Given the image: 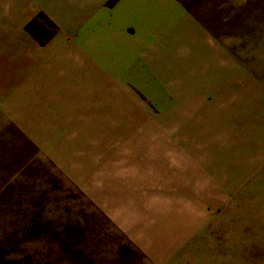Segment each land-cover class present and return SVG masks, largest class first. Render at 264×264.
Here are the masks:
<instances>
[{"label":"rangeland","instance_id":"rangeland-1","mask_svg":"<svg viewBox=\"0 0 264 264\" xmlns=\"http://www.w3.org/2000/svg\"><path fill=\"white\" fill-rule=\"evenodd\" d=\"M178 1L157 34L22 18L44 61L0 63V264H264V0Z\"/></svg>","mask_w":264,"mask_h":264},{"label":"crops","instance_id":"crops-1","mask_svg":"<svg viewBox=\"0 0 264 264\" xmlns=\"http://www.w3.org/2000/svg\"><path fill=\"white\" fill-rule=\"evenodd\" d=\"M7 1L9 8L0 12V63L9 62L11 63L9 65L20 68L14 75V79L20 82L29 77L31 79L30 74L33 71L31 73L30 71L34 69V65L44 61L43 57H34L35 50L32 43L19 30L22 18L29 17L35 9L48 11L54 19L63 24L65 30L73 29L76 25L77 28L86 27L92 30L100 25L106 29L117 28L120 32H125L129 26H132L140 33L149 31L157 34L162 29L171 28L177 19L187 17L185 9L178 0H119L111 7L106 5L107 0ZM4 12H8V15ZM81 33L79 31V34ZM57 45L60 44L55 41L51 47ZM57 50H62V47L59 46ZM77 50H82V47ZM111 71H115L114 67ZM5 75L8 74L2 73L1 78L7 80ZM104 76H106L104 80L108 81L109 75L104 74Z\"/></svg>","mask_w":264,"mask_h":264},{"label":"trees","instance_id":"trees-1","mask_svg":"<svg viewBox=\"0 0 264 264\" xmlns=\"http://www.w3.org/2000/svg\"><path fill=\"white\" fill-rule=\"evenodd\" d=\"M117 0H108V4L107 5H112L113 3H115Z\"/></svg>","mask_w":264,"mask_h":264}]
</instances>
